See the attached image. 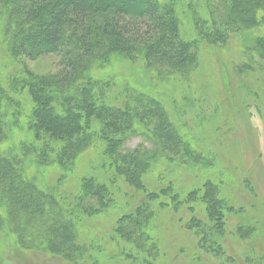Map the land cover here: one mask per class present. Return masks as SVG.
Instances as JSON below:
<instances>
[{
	"label": "trees",
	"instance_id": "16d2710c",
	"mask_svg": "<svg viewBox=\"0 0 264 264\" xmlns=\"http://www.w3.org/2000/svg\"><path fill=\"white\" fill-rule=\"evenodd\" d=\"M203 1L206 17L191 1L183 6L184 0H0V37L9 53L28 60L63 54L66 62L65 72L57 74L0 71V232L5 250H30L33 257L45 254L67 264H155L161 250L154 233L161 208L168 205L157 202L168 197L175 211L198 202L207 206L212 226L198 217L192 220L204 236L201 244L207 241L220 252L224 217L235 212L222 178L206 177L186 199L170 184L134 208L119 204L113 187L120 178L136 191H146L144 179L166 164L225 175L194 128L174 120L175 109L169 110L166 98L139 83L141 68L127 72V84L118 73L111 79L94 73L116 72L129 60L143 61L163 80L177 73L188 79L207 40L242 47L254 60L264 61V0ZM185 11L194 20L191 38L184 28ZM113 87H122L126 96L112 97ZM136 136L143 144L127 148ZM90 153H97L115 175L100 181L81 174L75 192H64ZM115 209L114 233L125 246L109 252L88 237L85 219ZM256 232L247 224L234 230L241 239ZM1 251L0 246V264Z\"/></svg>",
	"mask_w": 264,
	"mask_h": 264
},
{
	"label": "rangeland",
	"instance_id": "374dc122",
	"mask_svg": "<svg viewBox=\"0 0 264 264\" xmlns=\"http://www.w3.org/2000/svg\"><path fill=\"white\" fill-rule=\"evenodd\" d=\"M190 1L206 17V2L184 0L183 6H188ZM183 19L188 37H194L196 30L191 13L185 11ZM17 55L5 49L0 37L1 72L10 74L27 69L37 74H57L66 70L63 54H49L37 60ZM243 65H250L251 69L241 71L239 67ZM138 68L144 72L139 83L148 92L154 91L156 96L166 98L169 110L175 109L176 122L187 123L191 129L194 128V134L203 140L205 148L218 158L225 176L221 177L220 173L201 174L179 164H166L157 174L144 179L146 191H136L124 178H120L113 187L119 204L125 207L131 203L134 208L146 199L147 194L170 184L175 185L182 198L186 199L189 192L203 186L206 177H213L224 180V194L232 199L235 207L234 213L224 217L226 233L222 248L217 252L207 241L201 244L204 236L198 233L199 228L192 220L198 217L204 224L213 225L204 203L187 204L175 211L170 198L158 200V205H168L161 208L154 233L161 250L155 264H264V61L254 60L242 47H226L207 40L200 46L198 66L188 79L177 73L163 80L148 71L143 61L129 60L124 66L115 68L116 72L96 69L94 73L102 79H111L118 73L121 82L127 84L131 78L127 72ZM122 89L113 87L110 95L124 98L126 95ZM173 104L177 107L174 108ZM141 144L142 137L136 136L128 140L127 148L135 149ZM80 168L72 182L62 188L64 192H75L77 177L81 174L94 176L100 181H110L115 175L114 170L103 167L97 153H90ZM118 211L115 209L102 216L85 219L88 237L109 252L118 251L119 244L122 248L125 246L114 233ZM238 224L255 227L257 232L250 238L241 239L234 234ZM0 246L4 255L1 264H67L45 254H34L33 257L30 250H5L6 239L1 232ZM115 263L125 264L121 261ZM126 264L131 263L126 261Z\"/></svg>",
	"mask_w": 264,
	"mask_h": 264
}]
</instances>
